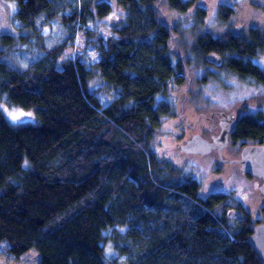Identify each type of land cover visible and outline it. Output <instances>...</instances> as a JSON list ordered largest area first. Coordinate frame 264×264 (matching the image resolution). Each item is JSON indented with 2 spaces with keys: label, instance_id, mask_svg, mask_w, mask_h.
I'll return each mask as SVG.
<instances>
[{
  "label": "trees",
  "instance_id": "1",
  "mask_svg": "<svg viewBox=\"0 0 264 264\" xmlns=\"http://www.w3.org/2000/svg\"><path fill=\"white\" fill-rule=\"evenodd\" d=\"M11 1L14 18L44 54L18 69L9 51L15 49L6 57L0 49V101L36 116L35 123L12 124L0 110V256L36 248L39 264H107L108 240L125 264H264L247 243L254 224L244 218L227 225V197H199L198 182L180 178L152 150L155 130L174 112L157 95H165L171 81H184L182 65L168 53L171 30L158 20V0H116L126 12L124 24L107 39H91L99 59L90 67L79 58L61 64L58 59L94 10L105 15L111 4ZM194 1L165 0L180 15ZM192 12L189 32L202 62L215 52L220 63H208L264 87V68L251 60L264 53V30L212 37L198 29L205 10ZM54 22L66 38L47 47L39 27ZM13 40L11 34L0 36L3 45ZM93 68L117 90L105 105L87 88ZM262 133L264 122L245 116L233 136Z\"/></svg>",
  "mask_w": 264,
  "mask_h": 264
},
{
  "label": "rangeland",
  "instance_id": "2",
  "mask_svg": "<svg viewBox=\"0 0 264 264\" xmlns=\"http://www.w3.org/2000/svg\"><path fill=\"white\" fill-rule=\"evenodd\" d=\"M103 1L111 4L113 10L105 15H99L94 10L86 27L78 29L73 42H67L61 57L58 59V64L64 60L79 58L90 67L98 61L99 53L92 45L91 39L95 36L107 39L115 35L116 33L112 30L113 27L108 23L109 18L115 15L124 19L126 13L123 8L116 4V0ZM260 1L259 6H254L251 4V0H195L191 10L184 15L170 10L165 0L157 1L158 20L171 30V39L168 45L169 56L173 63L179 62L182 65L184 81L180 85L171 81L167 93L157 95L158 100L164 99L171 102L174 112L172 116L163 119L160 126L155 130L152 142V150L159 160L170 163L177 169L180 178L194 179L198 182L199 197L206 198L211 193L223 194L229 202L224 207V214L230 208H237L246 213L247 218L254 225L263 221L264 218V196L258 189L259 180L241 172L239 166L233 164L235 162L231 160L239 156L238 152L243 143L252 141L250 139H245L244 142L234 140L224 152L226 158L218 155L216 151H211L212 153L205 155H186L180 151L179 145L191 136V129L186 128L185 120L193 125L200 112L209 114L211 109L221 108L226 111L238 110L241 114L264 118V90L261 89L255 93L254 89L257 88L248 81L249 78H238L222 66L208 63L206 55H204V62H202L203 57L201 54L199 56L194 49L195 44L189 32V22L193 21L194 12L192 10L195 7L205 10L201 19V26L198 29L201 32H207L212 37L225 36L227 32L230 33L232 26L238 24L244 25L243 32L250 27H258L264 30V0ZM221 6L227 7L229 10L225 11L226 8L221 9ZM15 11L14 1L0 0V36L6 34L14 36L13 42L9 44L3 45L0 42V49L5 51V57L9 53V49H15L9 51H14L13 56L18 61L15 65L20 69L36 57L43 56L44 53L40 49L42 47L40 42H30L27 35L28 30L21 28V24L14 18ZM184 18L187 20L186 23ZM121 24H124L123 20ZM57 26L59 29L61 28L59 22L57 24L54 22L51 25L44 24L39 27V32L45 35L47 47L60 43L61 38L63 40L66 38V32L59 31ZM251 60L264 68V53H259ZM188 62H192L191 67ZM193 65L196 66V70H192ZM213 75L215 76L213 77ZM216 76L221 78L214 82L213 79ZM87 88L98 95L102 105L111 102L117 95V90L104 83L96 68L92 69ZM212 98L215 101H212ZM0 110L8 122L12 124H29L36 121V116L32 110L8 106L1 101ZM180 110L184 115L183 118L177 116ZM10 113L17 115L18 119L13 120ZM21 113L23 115H20ZM203 123L204 120L201 119L198 126L201 127ZM183 127L185 128V135L182 138L175 137L174 132ZM236 204H239L240 207ZM225 219L227 225L235 226L238 218L228 219L225 217ZM104 235L107 234L104 233ZM103 254L107 264H125V257L118 255L108 240L103 243ZM40 258V252L36 248H30L20 255L4 253L0 256V264H39Z\"/></svg>",
  "mask_w": 264,
  "mask_h": 264
},
{
  "label": "water",
  "instance_id": "3",
  "mask_svg": "<svg viewBox=\"0 0 264 264\" xmlns=\"http://www.w3.org/2000/svg\"><path fill=\"white\" fill-rule=\"evenodd\" d=\"M251 4L254 6H259L261 4L260 0H251ZM122 19L116 17L115 15L109 18V25L111 27H116L120 24ZM244 30L243 24H238L230 28V33L233 36H238ZM207 60L219 64L220 56L211 52L206 56ZM234 121L230 124H223L220 134H218L212 141L201 138L198 135H193L191 138L187 139L184 143L179 145V149L184 154H200L205 155L217 149L221 156V150L227 145L228 132L233 126ZM180 131H175L174 135L178 138L181 137ZM222 159V158H221ZM240 164L241 171L255 175L262 179L261 189H264V145L263 144H248L245 145L241 150V158L238 160ZM237 217L239 219L246 218V214L236 208H230L226 212V218L230 219ZM247 243L252 247L254 252L258 255L260 260L264 262V218L263 221L256 223L251 233L247 237Z\"/></svg>",
  "mask_w": 264,
  "mask_h": 264
},
{
  "label": "flooded vegetation",
  "instance_id": "4",
  "mask_svg": "<svg viewBox=\"0 0 264 264\" xmlns=\"http://www.w3.org/2000/svg\"><path fill=\"white\" fill-rule=\"evenodd\" d=\"M255 87L257 88V89H254L255 93H258L259 91H261V89L264 90V87L260 86L259 84L257 86H255ZM211 100L215 101L214 98H212ZM223 112H225V113H223ZM177 116H179L180 118L184 117V115L182 114L181 110H180V112H178ZM245 116L254 118V120H258V122H261V123L264 122V118H256L255 116L241 114L240 111H238V110L237 111H235V110L226 111L225 109L215 108V109H211L209 111V114H205V112H200L198 117H197V119H196V122L193 125H190L187 120H185L184 124H185L186 128L188 127L189 129H191V132H190L191 136L189 138H191L193 135H198V136H200L203 139L212 141L218 134H220V131H221V128H222L223 124H230L231 121H234L233 126L230 128V130L228 132L227 145L225 147H223L222 150H221V155L224 158H226L224 156V152L227 150L226 148L229 146L230 143H232L234 140H238V141L244 142L245 139H248V138H238V137H234L233 136L234 133H235V129L237 127V124H238L239 120L242 117H245ZM201 119L204 120V123H203V125L201 127H199L198 123H199V121ZM180 130L178 129L177 131H180L182 133L181 137H180V138H182L185 135V128L183 127ZM250 140L252 142L243 143L242 144V147H240L239 152H238L239 156L238 157H234L236 159H234V158L231 159V160H233L235 162L233 164H237L239 166V170L240 171H241V168H240V164L238 163V160L241 158V150H242V148L245 145H248V144H263L264 145V133H262V137L261 138H253V139H250ZM213 151L214 152L216 151V153L218 155H220L219 151L217 149H214ZM186 155H200V154H186ZM241 172H243V171H241ZM243 173L247 174L249 177H253V178H256V179L259 180L258 184H260V185H259L258 189H259V192L264 196V189L260 188V186L262 184V179L257 177V176H255V175H251V174H248V173H245V172H243ZM211 194H213V193H211ZM236 205L240 207L239 204H236ZM246 218H247V214H246Z\"/></svg>",
  "mask_w": 264,
  "mask_h": 264
},
{
  "label": "snow or ice",
  "instance_id": "5",
  "mask_svg": "<svg viewBox=\"0 0 264 264\" xmlns=\"http://www.w3.org/2000/svg\"><path fill=\"white\" fill-rule=\"evenodd\" d=\"M10 115L12 116V119H13V120L18 119V116H17V115H15V114H11V113H10ZM20 115H23V113H21Z\"/></svg>",
  "mask_w": 264,
  "mask_h": 264
}]
</instances>
